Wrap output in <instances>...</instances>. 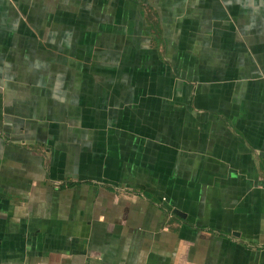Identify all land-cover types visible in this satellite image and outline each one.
Returning <instances> with one entry per match:
<instances>
[{
    "label": "crops",
    "instance_id": "1",
    "mask_svg": "<svg viewBox=\"0 0 264 264\" xmlns=\"http://www.w3.org/2000/svg\"><path fill=\"white\" fill-rule=\"evenodd\" d=\"M0 264H264V0H0Z\"/></svg>",
    "mask_w": 264,
    "mask_h": 264
}]
</instances>
